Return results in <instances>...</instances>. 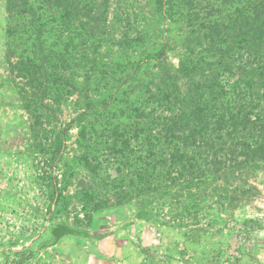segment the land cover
<instances>
[{"label":"trees","instance_id":"trees-1","mask_svg":"<svg viewBox=\"0 0 264 264\" xmlns=\"http://www.w3.org/2000/svg\"><path fill=\"white\" fill-rule=\"evenodd\" d=\"M155 4L177 24V63L168 65L163 49L147 57L157 62L156 71L132 96L126 90L140 82L147 62L128 67L101 53L110 0H6L7 58L32 89L22 91L23 108L39 125L47 100L60 105L79 85L96 84L95 107L85 93L79 162L96 175L103 166L98 155L117 160L111 189L120 204L135 192L177 202L202 190L208 199V188L241 182L249 189L221 199L238 206L255 189L238 177L264 164V0ZM116 105L123 109L114 111ZM52 147L57 161L63 141Z\"/></svg>","mask_w":264,"mask_h":264},{"label":"rangeland","instance_id":"rangeland-1","mask_svg":"<svg viewBox=\"0 0 264 264\" xmlns=\"http://www.w3.org/2000/svg\"><path fill=\"white\" fill-rule=\"evenodd\" d=\"M155 1L110 0L109 24L101 29L104 57L131 67L163 49L168 65L177 63V24L160 16ZM6 17V0H0V264H80L81 258L91 264H264V164L238 177L255 188L238 206L221 199L249 189L241 182L208 188V199L202 190L177 202L135 192L120 204L111 189L117 160L98 155L101 176L79 162L85 93L95 107L96 84L79 85L80 92L64 95L60 105L47 100L38 125L23 108L22 91L32 89L7 58ZM125 39L133 41L131 48ZM145 46L143 56L133 52ZM145 62L140 82L127 93L142 91L141 81L156 71V61ZM57 139L64 149L54 161Z\"/></svg>","mask_w":264,"mask_h":264},{"label":"crops","instance_id":"crops-1","mask_svg":"<svg viewBox=\"0 0 264 264\" xmlns=\"http://www.w3.org/2000/svg\"><path fill=\"white\" fill-rule=\"evenodd\" d=\"M80 242H83L82 240ZM123 242V245H122V250H121V253L124 254V252L126 251V248H128V246L125 244V241L122 240ZM93 249L97 250L98 251V248L97 247H93ZM100 252V251H99ZM77 262H78V259H76ZM92 260V259H91ZM81 262H79L80 264H91V261L89 262L88 260L84 259V258H81L80 259ZM66 264H69V263H66ZM70 264H74V263H70Z\"/></svg>","mask_w":264,"mask_h":264}]
</instances>
